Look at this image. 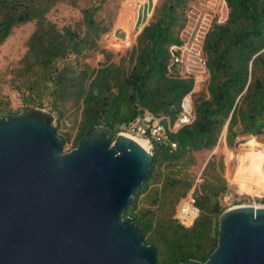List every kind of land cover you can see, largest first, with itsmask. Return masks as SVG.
<instances>
[{"label": "trees", "instance_id": "16d2710c", "mask_svg": "<svg viewBox=\"0 0 264 264\" xmlns=\"http://www.w3.org/2000/svg\"><path fill=\"white\" fill-rule=\"evenodd\" d=\"M55 1L0 0V44L14 26L35 22L12 79L25 110L46 106L59 121L66 101L80 108L72 148L92 126L103 124L115 133L121 122L143 108L175 117L182 96L193 83L192 78L168 69L167 47L177 41L189 0H157L127 54L118 62L105 55L96 67L85 64L81 68L58 63L69 54L79 56L98 46L97 39L108 30L95 18L104 0L81 10L82 34L69 26L59 28L47 18ZM226 4V20L214 24L204 40L207 95L193 101V121L169 133L175 149L169 142L154 145L147 177L123 213L136 224L143 242L155 247L156 264L189 258L205 261L217 244L219 216L225 208L222 198L227 192L221 173L207 172L201 183L194 184L183 172L185 159L194 162V152L211 151L226 127L228 145L237 143L240 135L247 136L231 149L241 154L242 146L254 148L256 163L264 160V144L255 137L264 129V0H226ZM7 113L0 109V116ZM59 136L63 146L69 134ZM253 179V195L264 197V163ZM175 187L181 188L177 193L181 197L192 189L199 207L188 227L166 209L167 193ZM150 195L151 204L145 206L143 201Z\"/></svg>", "mask_w": 264, "mask_h": 264}, {"label": "water", "instance_id": "95a60500", "mask_svg": "<svg viewBox=\"0 0 264 264\" xmlns=\"http://www.w3.org/2000/svg\"><path fill=\"white\" fill-rule=\"evenodd\" d=\"M54 120L44 106L0 116V264H156L123 217L152 148L99 124L62 151ZM175 264H264V205L224 208L207 259Z\"/></svg>", "mask_w": 264, "mask_h": 264}, {"label": "rangeland", "instance_id": "374dc122", "mask_svg": "<svg viewBox=\"0 0 264 264\" xmlns=\"http://www.w3.org/2000/svg\"><path fill=\"white\" fill-rule=\"evenodd\" d=\"M99 1L100 0H56L47 11L46 16L49 20L56 23L59 28L69 26L77 29L80 34H82L85 26L82 23L81 10L91 4H98ZM156 1L157 0H104L95 18L106 25L108 30L102 33L97 39L98 46L85 50L79 56L69 54L64 59L60 60L58 65L70 64L81 68L85 64H88L92 67H96L104 59L105 55H109V61L118 62L119 58L127 54L131 46L135 43V38L140 28L150 20L152 13L147 16V12L151 10L152 4L154 6ZM136 5V16L138 10L139 17L135 27L132 28L135 32L134 37L127 47L115 49L110 45V38L115 29V25L119 17L126 12L127 17H131ZM128 9L129 11H127ZM178 10H180V8H178ZM34 23V20H32L14 26L10 34L5 38L3 43L0 44V109L8 110L10 113L25 111L20 93L14 90L15 87L13 86L12 79L15 75V69L20 65L19 60L26 51V41L34 29ZM117 34L119 37L122 36L118 32ZM257 74L261 75V71H258ZM203 94L207 95L206 83L197 89H193L191 94L192 101ZM44 107L49 110L46 106ZM52 113L56 118V113ZM80 118V108L72 105L70 100L66 101L65 105L62 107L61 119L59 121L55 119L53 123L55 126L58 125L56 130L58 135L67 136L69 134V140L62 146V151H67L72 148V141L78 129ZM225 128L226 127L222 129L217 143L211 151L202 150L194 152V162L185 159L187 163L183 164V172L194 184L201 183L208 174L207 172H209L210 175H214L218 172L221 173V178L224 181L227 194L228 192L232 194V197H227V194L225 195L222 201L225 208L232 205L263 206L264 197L253 195L252 189L254 186V173L257 171L258 167L260 168L261 165H263L264 160H262L261 163H256L252 157L255 155V149L247 146H242L241 154H237L236 149H231L237 147L235 145L236 143L228 145L226 142ZM246 137L245 135H240L237 140L239 139L242 141ZM255 137L264 144V129L259 134H256ZM239 140L237 142L238 144L241 143ZM227 146L230 147L229 150ZM159 185L160 184H158V186ZM151 188H153V186ZM179 191H181V188L175 187L167 193L165 204L167 210L175 212L180 202L183 200L184 197L177 195ZM151 199L152 196H148L143 201V204L149 206L151 204ZM140 204H142V202Z\"/></svg>", "mask_w": 264, "mask_h": 264}, {"label": "built area", "instance_id": "2783aa9c", "mask_svg": "<svg viewBox=\"0 0 264 264\" xmlns=\"http://www.w3.org/2000/svg\"><path fill=\"white\" fill-rule=\"evenodd\" d=\"M228 7L226 0H189L184 9V23L178 31L177 41L167 47L169 70H175L180 77L192 78V89L184 94L179 102L175 117L169 114H153L141 109L131 119L119 124L115 133L146 139L150 148L156 143L169 142L172 149L176 143L169 140L170 132L189 124L194 119L192 91L204 85L209 77V70L204 54V40L214 24L226 20ZM224 194L222 201L224 200ZM227 197H232L228 192ZM226 197V198H227ZM233 206V205H232ZM199 214L191 189L174 212V218L183 226H190Z\"/></svg>", "mask_w": 264, "mask_h": 264}, {"label": "bare ground", "instance_id": "6f19581e", "mask_svg": "<svg viewBox=\"0 0 264 264\" xmlns=\"http://www.w3.org/2000/svg\"><path fill=\"white\" fill-rule=\"evenodd\" d=\"M136 8H137V5H136L135 10H134L133 14L131 15V17H127V12L124 15L119 17V19L115 25V29L112 33L111 38H110V45H112L115 49L127 47L129 45V43L132 41V39L134 37V33H135L132 28L134 27ZM127 11H129V9ZM150 13H152V12H150ZM140 30H141V28H140ZM117 32L120 33L122 36L119 37ZM197 88L198 87L196 86L195 89H197ZM130 137L133 138L134 140H136L145 149L148 150L150 148V144L146 139L136 137V136H130ZM227 149L229 150L230 148L227 146Z\"/></svg>", "mask_w": 264, "mask_h": 264}, {"label": "crops", "instance_id": "0c3cea01", "mask_svg": "<svg viewBox=\"0 0 264 264\" xmlns=\"http://www.w3.org/2000/svg\"><path fill=\"white\" fill-rule=\"evenodd\" d=\"M152 9H153V4H152V8L150 11L147 12V16L150 15V12H152ZM139 17V11L137 10V16H136V19L134 21V27H135V24H136V21H137V18Z\"/></svg>", "mask_w": 264, "mask_h": 264}]
</instances>
